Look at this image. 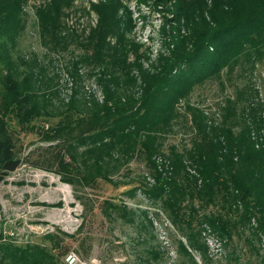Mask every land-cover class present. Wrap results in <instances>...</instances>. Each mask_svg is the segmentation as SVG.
Returning a JSON list of instances; mask_svg holds the SVG:
<instances>
[{
  "label": "rangeland",
  "instance_id": "obj_1",
  "mask_svg": "<svg viewBox=\"0 0 264 264\" xmlns=\"http://www.w3.org/2000/svg\"><path fill=\"white\" fill-rule=\"evenodd\" d=\"M52 1L26 0L22 6L25 24L16 40L0 38V102L3 81L8 68H13L20 79L34 74L42 110L41 116L24 125L14 112L7 116L22 164L0 184V245L27 248L36 244L50 252L57 264H190L181 241L199 264H264V244L248 242L253 238L250 227L230 226L232 239L225 246L210 225H199L218 206H197L193 226L176 225L146 192L155 182L143 155L113 174L112 181H86L87 172L78 177L70 166L89 158L84 153L94 141L73 140L55 129L72 97L104 98L102 76L111 60L117 64L113 73L118 78L111 84L113 91L120 89L121 94L125 91L138 98L143 72L159 74L173 60L176 42L185 38L191 47L198 32L206 28L205 22L215 28L214 0H61L56 38L43 35L39 18V11ZM85 57H93V63ZM121 62L129 64L126 71ZM126 72L136 79L135 84ZM188 103L202 112L209 126L231 128L235 133L250 128L251 139L263 145L264 57L244 61L233 72L207 80L181 100V116L162 138L167 165L171 146L185 153L198 137ZM69 148H77L78 153ZM194 230L201 232L208 247V261L186 240L185 234Z\"/></svg>",
  "mask_w": 264,
  "mask_h": 264
},
{
  "label": "trees",
  "instance_id": "obj_2",
  "mask_svg": "<svg viewBox=\"0 0 264 264\" xmlns=\"http://www.w3.org/2000/svg\"><path fill=\"white\" fill-rule=\"evenodd\" d=\"M25 3L26 0H0V38L16 40L25 24L22 17ZM49 5L39 11L40 23L44 36L56 38L62 3L53 0ZM213 12L214 29L205 22L206 28L198 32L191 47L185 38L176 42L173 60L159 74H141L144 81L138 98L126 95L125 91L121 94L120 89L113 91L111 84L118 78L114 75L117 64L111 60L102 76L104 98L72 97L55 129L71 135L73 140L94 141L84 153L89 158L70 166L78 177L87 172L89 176L83 178L86 181L94 182L98 178L112 181L113 174L136 156L143 155L155 182L146 192L176 225L193 226L197 206H218L219 210L205 214L199 225H210L222 237V245L231 241L232 226L250 227L253 238H248V242L259 240L264 244V144L256 145L250 128L235 133L231 128L209 126L202 112L188 103L186 108L198 137L193 148L185 153L171 146L169 164L164 162L162 138L173 130L181 116L178 109L181 100L207 80L233 72L244 61L254 62L264 57V0H214ZM84 60L93 63V57ZM94 61L100 62L97 54ZM120 64L129 67L124 62ZM8 71L0 102V184L22 164L15 154L8 114L14 112L22 125L42 115L34 74L26 73L20 79L15 69ZM126 76L135 84L136 79L130 73L126 72ZM221 134L225 141L220 139ZM71 151L78 153L77 148ZM66 179L76 185L72 178ZM200 233L194 230L185 234L186 240L208 261V247ZM179 245L190 257V264H199L183 242ZM7 260H12L9 264H57L50 252L36 244L27 248L0 245V263Z\"/></svg>",
  "mask_w": 264,
  "mask_h": 264
},
{
  "label": "built area",
  "instance_id": "obj_3",
  "mask_svg": "<svg viewBox=\"0 0 264 264\" xmlns=\"http://www.w3.org/2000/svg\"><path fill=\"white\" fill-rule=\"evenodd\" d=\"M75 262V259H72L70 263H74Z\"/></svg>",
  "mask_w": 264,
  "mask_h": 264
}]
</instances>
